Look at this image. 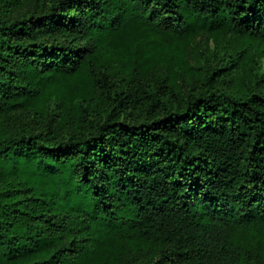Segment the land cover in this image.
<instances>
[{
	"label": "trees",
	"instance_id": "trees-1",
	"mask_svg": "<svg viewBox=\"0 0 264 264\" xmlns=\"http://www.w3.org/2000/svg\"><path fill=\"white\" fill-rule=\"evenodd\" d=\"M221 30L264 0H0V264H264V77L164 60Z\"/></svg>",
	"mask_w": 264,
	"mask_h": 264
},
{
	"label": "rangeland",
	"instance_id": "rangeland-1",
	"mask_svg": "<svg viewBox=\"0 0 264 264\" xmlns=\"http://www.w3.org/2000/svg\"><path fill=\"white\" fill-rule=\"evenodd\" d=\"M180 40L183 48L180 60H175V53L164 58L169 71L175 67L190 78L204 67L216 68L218 86L224 90L264 77V47L246 42L240 34L225 30L203 31Z\"/></svg>",
	"mask_w": 264,
	"mask_h": 264
}]
</instances>
